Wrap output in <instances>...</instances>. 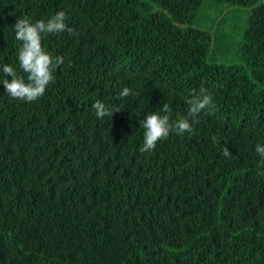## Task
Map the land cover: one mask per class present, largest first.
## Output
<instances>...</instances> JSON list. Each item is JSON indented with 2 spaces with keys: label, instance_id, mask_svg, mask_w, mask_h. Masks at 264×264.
<instances>
[{
  "label": "trees",
  "instance_id": "trees-1",
  "mask_svg": "<svg viewBox=\"0 0 264 264\" xmlns=\"http://www.w3.org/2000/svg\"><path fill=\"white\" fill-rule=\"evenodd\" d=\"M217 4L249 8L235 38L231 8L215 31L198 19ZM61 10L76 34H42L64 58L54 81L34 102L13 99L2 66L27 80L17 17ZM201 89L213 103L188 118L193 133L141 153L140 121L164 103L187 117ZM97 100L120 111L97 118ZM257 144L264 0H0V264H264Z\"/></svg>",
  "mask_w": 264,
  "mask_h": 264
},
{
  "label": "clouds",
  "instance_id": "clouds-1",
  "mask_svg": "<svg viewBox=\"0 0 264 264\" xmlns=\"http://www.w3.org/2000/svg\"><path fill=\"white\" fill-rule=\"evenodd\" d=\"M66 13L61 10L56 12L46 21L41 19L32 23L27 16L17 17L15 27V38L22 42L18 49V61L20 68L27 73V80L9 64L2 66V73L5 79L2 83L6 92L13 98L26 102H34L45 93L46 87L54 81L53 72L63 64V56L52 57L42 46V34L60 33L67 30L70 34L74 33L72 28L66 25ZM10 76L9 81L6 77ZM131 92L130 88L125 87L119 94L121 97H128ZM189 105L187 117L178 116L175 120L171 119L172 109L168 103L160 107L159 112H152L140 121L144 129V143L140 147L141 153L150 152L155 149L159 140L167 139L170 132H176L183 135L184 133H193L192 123L188 118H194L213 103L212 97L206 89H201L200 95H193L187 99ZM95 109L97 118L105 116L112 117L117 111V107L108 108L103 102L97 100L92 104ZM193 122H195L193 120ZM215 142V138H213ZM256 152L262 157L264 163V146L257 144ZM222 155L231 156V151L227 146L223 148Z\"/></svg>",
  "mask_w": 264,
  "mask_h": 264
},
{
  "label": "rangeland",
  "instance_id": "rangeland-1",
  "mask_svg": "<svg viewBox=\"0 0 264 264\" xmlns=\"http://www.w3.org/2000/svg\"><path fill=\"white\" fill-rule=\"evenodd\" d=\"M218 6H221L222 4H217ZM226 5L223 4V6H221L219 13L215 14V11L212 7H206L205 9H203L202 11V17L201 15L199 16V20L201 19V22H204L203 19H207L208 17H212L213 18V23H212V27L213 30L215 31L216 29V22H219V19L226 13L229 11V9L231 8L233 11L231 12V14L229 15L228 19H229V30L231 31V34L233 36V38H235V34H236V22L239 21H243V26H244V21H245V17L247 15V13L249 12V8H245V7H236V6H231L230 8L225 7ZM244 11L245 16L242 18L241 13ZM247 12V13H246ZM238 25H240V22L238 23ZM235 26V27H233ZM224 31L227 30L226 26H223L222 28Z\"/></svg>",
  "mask_w": 264,
  "mask_h": 264
}]
</instances>
